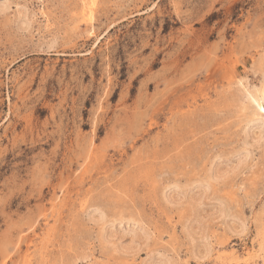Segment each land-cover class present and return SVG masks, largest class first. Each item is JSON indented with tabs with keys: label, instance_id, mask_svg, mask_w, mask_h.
I'll return each instance as SVG.
<instances>
[{
	"label": "rangeland",
	"instance_id": "obj_1",
	"mask_svg": "<svg viewBox=\"0 0 264 264\" xmlns=\"http://www.w3.org/2000/svg\"><path fill=\"white\" fill-rule=\"evenodd\" d=\"M0 264H264V0H0Z\"/></svg>",
	"mask_w": 264,
	"mask_h": 264
},
{
	"label": "bare ground",
	"instance_id": "obj_2",
	"mask_svg": "<svg viewBox=\"0 0 264 264\" xmlns=\"http://www.w3.org/2000/svg\"><path fill=\"white\" fill-rule=\"evenodd\" d=\"M259 98V100L262 98V97H258ZM261 105H262V103H261ZM263 106V105H262Z\"/></svg>",
	"mask_w": 264,
	"mask_h": 264
}]
</instances>
